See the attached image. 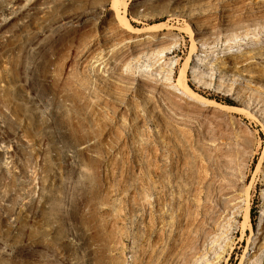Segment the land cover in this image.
<instances>
[{"label": "rangeland", "instance_id": "374dc122", "mask_svg": "<svg viewBox=\"0 0 264 264\" xmlns=\"http://www.w3.org/2000/svg\"><path fill=\"white\" fill-rule=\"evenodd\" d=\"M263 155L264 0H0V264H264Z\"/></svg>", "mask_w": 264, "mask_h": 264}, {"label": "bare ground", "instance_id": "6f19581e", "mask_svg": "<svg viewBox=\"0 0 264 264\" xmlns=\"http://www.w3.org/2000/svg\"><path fill=\"white\" fill-rule=\"evenodd\" d=\"M123 0H115L116 3H120ZM184 9H188L186 8V6H184ZM126 24L131 26L130 23L128 21H126ZM191 33V35H195L194 30L191 28V30L189 31ZM229 36L233 37H237V34L232 32V33H228ZM195 71V70H194ZM199 74V73H198ZM195 74V77H199L200 74ZM186 82V77H185V73L184 71L182 72V75L178 78V82L177 83H172V81H170L169 85H171L174 89H176L177 91H180L182 93H186L185 90L183 89V85H185ZM225 107H229L231 109H233L234 112L239 113L241 115L244 116H252L251 112L246 109L243 106H238V105H224ZM264 156V155H263ZM264 218V215L262 216ZM251 216H250V208L246 209V213H245V219L244 222L247 223L251 228H252V224H251V220H250Z\"/></svg>", "mask_w": 264, "mask_h": 264}, {"label": "trees", "instance_id": "16d2710c", "mask_svg": "<svg viewBox=\"0 0 264 264\" xmlns=\"http://www.w3.org/2000/svg\"><path fill=\"white\" fill-rule=\"evenodd\" d=\"M251 215H252V213H251Z\"/></svg>", "mask_w": 264, "mask_h": 264}]
</instances>
